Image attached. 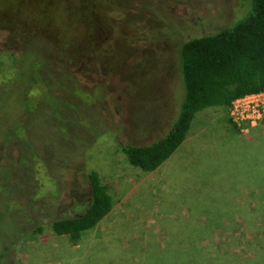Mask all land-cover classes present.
Returning a JSON list of instances; mask_svg holds the SVG:
<instances>
[{
    "label": "trees",
    "instance_id": "trees-1",
    "mask_svg": "<svg viewBox=\"0 0 264 264\" xmlns=\"http://www.w3.org/2000/svg\"><path fill=\"white\" fill-rule=\"evenodd\" d=\"M37 1L43 3V12L27 19L36 23L34 31L19 28L9 14L0 16V58L7 59L13 74L19 77L18 80L15 76L7 81L9 83L2 93L0 105L9 98L10 90L17 81L20 83L19 90L24 91L21 98L26 107L25 114L27 117L35 113L39 115L35 119L39 121L37 124L24 121L23 126L16 130H6L5 140L0 141L2 146L17 143L20 152L18 165H15L17 169L6 165L1 171L5 176L1 182L2 190L10 186L13 178H21L22 183L28 181L26 192L28 189L31 193L33 182L36 184L34 192H37L39 181L35 178V167L39 164L46 170L47 177L58 183L62 181L61 171L70 172V165H73L69 153L73 147L71 144L79 138L75 137L77 134L74 131L80 128L79 124L84 125L86 129L81 127L83 130L78 133L81 138H94L90 125H86V116L92 106L99 110L98 102L103 99L104 91L113 90L108 79L119 76L117 67L115 69L118 59L113 61L115 55L111 47L119 50V46L123 45L128 51H150L153 41L160 40L159 47L168 58V65L165 70L161 69L160 75L166 76L175 61V72L172 74L180 79L181 87L185 89L176 117L164 135L150 144L121 146L128 162L146 173L163 172L166 163H171L179 155L194 133V124L203 110L223 109L227 113L235 99L264 91V0H238L245 6L242 19L232 24L235 17L229 25L199 36L191 34L187 39L183 38L186 35L180 25L172 23V18L169 23L165 22L163 0H134L126 14L114 7L111 9L108 2L104 11H99L95 0H79L78 13L74 10L75 6L70 5L73 10L68 16L73 18L71 21L83 23L86 27L87 38L83 42L71 36L72 32L58 28L59 17L53 14V10H58L66 0ZM27 3V7H34L35 3L31 0H0V8L15 9L18 4L26 7ZM43 23L47 24L45 30L41 29ZM37 39L41 41L36 42ZM177 41L182 42L173 50L172 56L164 47ZM163 71L167 73L163 74ZM160 78L154 77V83ZM133 81L120 79L119 83L124 88L122 91L131 90ZM37 91L39 93L36 94ZM78 91H84L83 96ZM89 96L92 99H88ZM228 123L231 127L226 124V130L240 133L229 116ZM103 124L102 120L101 126L95 124L92 128L100 131L105 127ZM63 129L70 139H63ZM199 131V137L206 133L201 126ZM45 135L43 143L34 142V138H44ZM235 140L236 144L229 152L234 154L232 148H240L241 155L246 157V165L240 164L243 170L247 168L245 173H236L234 177L231 171L229 180L219 188L202 183H197L199 188H195L196 185L192 188L182 180L176 206L163 204L166 197L170 198V190H166L165 186L160 190L161 207L153 205L151 208L157 224L151 225L147 233H137L135 239L132 236L137 232L135 223L139 221L130 224L131 231L126 224L119 223L112 232L103 233L101 239L94 238L93 233L106 223L114 211L112 196L94 170L82 175V183L89 191L83 202L72 206V215L52 219L47 225L48 230L56 238L67 240L77 247L68 259L72 264H264L262 151L252 140ZM37 142L40 141L37 139ZM211 147L213 152L218 148L216 144ZM195 149L198 148H193L192 144L184 149L180 161L200 162L199 156H193ZM193 150L194 153H191ZM67 152L68 157L63 159ZM0 153L5 157L4 152ZM223 164L217 166L219 171L212 164L207 168L213 173L220 172L224 169ZM162 176L164 179V174ZM222 176L225 177V172ZM259 180L262 181L261 187ZM26 192L24 187H20L16 195L21 199ZM172 193L174 196L173 190ZM142 195L149 200L154 197V192L146 187ZM191 198L196 201H190ZM34 201H31L32 205ZM160 211L162 215L158 217ZM203 217L214 224L212 230H229L235 226L243 232L222 239L221 235H215L212 241L207 242L201 231ZM27 219L31 220V216L27 215ZM156 225L159 228L155 233ZM18 230L19 234L23 232ZM43 231V226H37L33 233L39 235ZM122 235L128 239L127 245L122 244ZM89 246L90 252L86 251L87 255H83L84 248ZM239 249L245 255H241Z\"/></svg>",
    "mask_w": 264,
    "mask_h": 264
},
{
    "label": "rangeland",
    "instance_id": "rangeland-1",
    "mask_svg": "<svg viewBox=\"0 0 264 264\" xmlns=\"http://www.w3.org/2000/svg\"><path fill=\"white\" fill-rule=\"evenodd\" d=\"M31 1L35 3L37 0ZM95 1L99 11H104L103 9L106 8L108 2L109 6H112L111 9L114 7L119 12L126 14L130 8V3L134 0ZM163 1L164 3L161 4L166 15L165 22L169 23L170 18H172V23L175 25L176 22L184 30L186 36L183 38L185 39L189 38L191 34L192 36H199L205 32H213L220 27L231 24L236 17L232 23L234 24L245 16L242 14L245 6L241 5L238 0ZM65 2L63 5L60 4V8H58L60 11L53 10V14L57 18L59 17L58 28L68 33L69 31L72 32L71 36H76L78 40L83 42L87 38L86 27L83 26V23L71 21L73 18L68 16L70 10H73L69 7L70 5H74L76 8L74 10L78 13L79 0H66ZM27 5L28 3L24 7L18 4L15 9L2 7L0 8V16L9 14L13 16L12 21L19 28L34 31L36 23H31L27 19L43 12V3L37 1L33 5L34 7L31 6L32 8L27 7ZM167 5L168 9H166ZM46 26L47 24L43 23L41 29L45 30ZM155 40L150 51H128L121 44L119 50L111 47L112 54L115 55L113 61L118 59L115 63V69L117 67L119 76L108 79L113 90L104 91L103 99L98 102L99 110L92 106L86 116L88 119L86 125H90L91 135L94 138L91 140L86 137L81 138V135L78 134L83 130L80 129L82 127L80 124V128L74 131L78 135L75 137L79 138L73 140L76 143L71 144L73 147L69 152L71 154L70 163L73 165H70V169L72 168L70 172L61 171V183L47 177L46 170L39 164L35 167L37 172L35 178L39 181L37 192H34L36 184L33 182L31 193L28 189L27 192L29 193H27L25 189L28 181L22 183L21 178H13L10 186H7L3 191L1 182L5 176L1 171L6 165L15 169V165H18L17 160L20 152L17 143L0 145V151L4 152L5 155V157L0 156V264H72L68 259L70 253L77 251V247L72 246L67 240L56 238L49 232L47 225L52 219L72 215L74 213L72 206L83 202V197L89 191L88 187L83 185L81 178L87 171L94 170L99 174L101 182L108 188L114 204L112 215L106 223L93 233L94 238L101 239L103 233L112 232L119 223L126 224V227L130 228L131 231L130 224L139 221L135 223L137 228L134 227L137 232L134 231L136 233H133L132 237L135 239L138 236L137 233H147L151 225L157 224L153 218L155 213L151 211V208L153 205H157L158 208L161 207L160 190L164 189L165 186L166 190H170V198L166 197L165 203L162 199L163 204L176 206V201L179 198L178 190L182 186L180 181L182 180L187 186L191 185L192 188L195 185V188H199L197 183L219 188L223 182L229 180L228 177L231 173L234 172V177H236V173H245L247 168L243 170V166L240 164L246 163V157L241 155L240 148L233 147L234 154L229 152L231 147L236 144L235 138L237 140H252L257 148L262 151V160L264 161V126L249 128L248 132L239 130L240 133L232 129L226 130L225 125H230L228 123L229 111L226 113L223 109H219L201 112L199 119L194 124L195 131L190 135L187 146L179 152V155L171 163H166L163 172L146 173L128 162L121 146L150 144L164 135L170 129L172 120L176 117L178 105L184 98L185 89L181 87L180 79L174 78L172 74L175 72V61L173 62V69L170 68L171 73L163 71L162 73H167V75H160L161 69L165 70L168 65V58L167 53L162 52L159 47L161 45L160 40ZM40 41L41 39L36 40V42ZM181 42H173L163 47L168 54L173 56V50L175 51ZM140 43L143 45V40ZM154 53L156 56L153 55ZM9 65L10 62L7 59L0 58V98L9 83L7 81L13 80L16 76ZM159 76L161 77L160 80L154 83L153 78ZM94 78L97 79V77ZM18 79L19 77L16 76V80ZM120 79L129 82L134 80L131 90L122 91L124 88L119 83ZM19 88L20 83L15 81L14 87L10 90L9 98L0 105V141L5 140L6 130H16V128L23 126L24 121L33 125L39 122L35 120L39 117L36 113L30 117L25 114L26 107L21 98L24 91L19 90ZM78 92L83 96L84 91ZM37 93L39 92L37 91ZM88 99H92V97L89 96ZM79 118L81 117L79 116ZM102 120L105 129L101 128L98 131L96 128H92L95 124L101 126ZM203 125L204 127H202ZM200 126L201 130L205 129L206 131L202 137L198 136ZM82 128L85 126L83 125ZM63 133V139L71 138L64 132V129ZM221 134L230 138L224 139L220 136ZM37 139L40 142H37ZM44 140H46V135L44 138H34L36 143H43ZM88 144L90 146H87ZM191 144L193 148L199 149H195L193 156L197 158L199 156L200 162L188 161L187 159L183 162L180 161L184 149L186 150ZM213 144L218 146L214 152L211 147ZM59 150L63 154V151ZM191 153H194V150ZM67 154L68 152L63 159L66 158ZM222 163H224V169L220 172L213 173L207 168L212 164V167L219 171L220 167L217 168V166H222ZM224 172L225 177L222 176ZM162 174H164V179ZM261 186L262 181L259 180V187ZM20 187H24L26 192L21 199L16 195V191ZM146 187L154 192L152 199L148 200L142 195ZM172 190L175 192L174 196H172ZM33 200L35 201L32 205L31 201ZM191 200L196 201L195 198H191ZM173 209L175 208L173 207ZM25 211L29 217L31 216V220L27 219ZM161 215L162 212H158V217ZM209 220L207 217H203L201 224L202 236L207 242L212 241L215 235H221L220 238L222 239L243 232V229L235 226L230 227L229 230L224 228L212 230L214 224L210 223ZM37 226L44 227V231L39 235L33 233ZM155 228L154 232L156 233L159 226L156 225ZM18 229L23 230V232L19 234ZM122 236V244L127 245L128 239L125 235ZM90 246L84 248L83 255H87L86 251L90 252ZM239 250L241 255H245L242 249Z\"/></svg>",
    "mask_w": 264,
    "mask_h": 264
},
{
    "label": "built area",
    "instance_id": "built-area-1",
    "mask_svg": "<svg viewBox=\"0 0 264 264\" xmlns=\"http://www.w3.org/2000/svg\"><path fill=\"white\" fill-rule=\"evenodd\" d=\"M229 117L241 132L264 126V91L235 99L229 108Z\"/></svg>",
    "mask_w": 264,
    "mask_h": 264
}]
</instances>
